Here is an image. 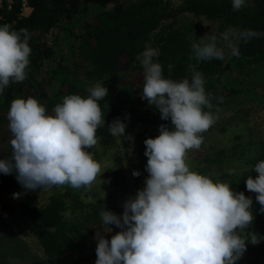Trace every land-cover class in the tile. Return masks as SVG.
Returning <instances> with one entry per match:
<instances>
[{"label": "clouds", "instance_id": "clouds-1", "mask_svg": "<svg viewBox=\"0 0 264 264\" xmlns=\"http://www.w3.org/2000/svg\"><path fill=\"white\" fill-rule=\"evenodd\" d=\"M245 3L232 0L233 10L239 11ZM262 35L251 29H228L219 37L205 35L191 45L189 59L196 63L188 64L190 77L182 80L165 77L163 66L154 60L157 49L146 48L139 55L144 73L141 99L155 106L162 120H170L171 128L162 124L157 137L144 141L149 175L145 187L125 201L123 214L101 211L102 224L115 225L120 231L110 241L97 232L95 264H236L247 243L256 245L264 239L246 231L254 221L252 198L234 191L228 182L214 181L212 174L191 170L188 163V153L200 149L202 134L216 122L213 97L206 92L205 77L197 64L224 60L226 55L239 57L241 40L247 43ZM29 39L27 29L0 25V93L10 83L27 78ZM172 69L169 64V73ZM87 92L86 97L65 96L52 114L36 98L13 99L7 113L12 153L0 159V173H15L27 191L64 185L91 190L103 172L88 149L98 143L97 129L105 125L98 101L109 93L100 82ZM217 99L223 102L222 97ZM126 127L116 119L108 130L131 140L125 136ZM252 171L258 175L246 178V188L256 193L264 213V160ZM234 174V169L229 170V175ZM139 175L133 171V176ZM20 195L13 194L14 198Z\"/></svg>", "mask_w": 264, "mask_h": 264}, {"label": "trees", "instance_id": "trees-1", "mask_svg": "<svg viewBox=\"0 0 264 264\" xmlns=\"http://www.w3.org/2000/svg\"><path fill=\"white\" fill-rule=\"evenodd\" d=\"M28 4L32 10L26 17L19 15L18 4L11 10L0 9V25L7 23L15 30L27 29L31 48L27 78L23 82L10 83L0 93V159L8 158L12 153L7 113L13 99L36 98L52 114L55 105L65 96L79 94L86 97L87 89L97 82L104 83L109 93L98 101L105 116V125L96 132L102 147H113L118 140L127 142V139L109 133L108 125L116 119L127 125L125 136L150 125L163 124L171 128L170 120H162L155 106L141 99L144 73L138 57L150 43L151 48L158 50L159 55L154 60L163 66L165 77L174 80L190 77L188 64L196 63L189 59L191 45L198 42L190 38L195 26L175 27L174 22L166 23L182 13L215 21L217 30L213 34L218 37L228 29L264 33V0H246L239 11L233 10L232 0H179L176 8L167 0H28ZM89 11L92 14L77 26V18ZM58 26L66 30V37L74 39L70 45V58H66L62 51L57 55L54 44L47 41L48 33ZM239 49V57L226 55L224 60L213 59L197 64V70L205 77L206 92L213 97V112L240 104L253 89L262 87L264 90V77L250 75L256 68L264 67V35L247 43L241 40ZM55 55L58 57L55 67L40 78L45 61ZM169 64L173 65L171 73ZM233 64L239 70V84L222 85L225 71ZM220 97L223 102L217 99ZM147 138L152 137L146 132H138L131 140V173L140 172L138 177L133 176L131 183L122 171L105 172L113 187L106 200L85 203L78 191L66 189L41 205V188L35 192L27 191L18 183L15 173H0V206L8 213L13 212L15 209L3 198L21 194L18 218L28 223L29 234L37 241L47 264H90L82 255L89 250L93 228L102 224L101 211L106 209L122 215L127 198L141 190L145 183L147 157L144 141ZM260 160H264V145L250 162L248 175H229V170L224 169L225 152L218 150L196 157L193 171L212 174L214 181L228 182L234 191L250 197L245 180L249 175L253 178L258 175L252 168ZM116 164H121L120 158ZM80 189L87 191L83 187ZM252 200L254 221L246 231L264 237V213L260 212L261 205L256 197ZM263 259L264 239H261L256 245L247 243L245 256L236 264H263Z\"/></svg>", "mask_w": 264, "mask_h": 264}, {"label": "rangeland", "instance_id": "rangeland-1", "mask_svg": "<svg viewBox=\"0 0 264 264\" xmlns=\"http://www.w3.org/2000/svg\"><path fill=\"white\" fill-rule=\"evenodd\" d=\"M129 2L130 0H123ZM168 3L176 8L179 5V0H167ZM92 13L89 11L84 16L77 18L76 25L79 26L81 21L89 17ZM175 23V27L184 24H193L194 30L190 38L193 41H199L205 35L213 34L217 30V23L215 21L207 20L202 16H195L188 13H182L176 19L167 21L166 23ZM66 30L62 27L52 29L47 35L49 44L53 43L56 48V53L62 51L66 58H70V45H73L74 39L66 37ZM146 48H151L148 43ZM58 60L55 55L53 58L45 61L40 78L44 77L45 73L53 69ZM250 73V72H249ZM238 68L233 64L228 68L223 75L222 85L237 86L239 84ZM251 76L258 78L264 77V67L256 68L250 73ZM264 90L263 88H256L250 91L248 96L241 101L240 104L230 108L222 109L213 112L216 116L215 124L203 135V143L199 150H191L188 153V163L190 169L193 170L196 166V157L200 155H210L215 151L222 150L225 152L226 161L224 165L225 170L234 169L237 174H249L251 166L250 162L260 153L264 145ZM161 125H150L140 128L134 133L130 134L132 139L138 132H146L152 138L157 137ZM131 139V140H132ZM131 140L127 142L118 140L117 144L110 148L102 147L98 143L92 148L91 153L94 158L101 164L103 174L97 178L93 184L89 194L87 191L72 188L69 185L53 186L51 188H41L40 204L44 205L49 198L57 193L64 192L66 189L78 191L82 200L85 203H95L99 200H106L113 192V187L107 181L105 172L107 170L122 171L129 183L133 181L131 173L129 156ZM120 158L121 164L117 166L116 160ZM147 172V177H148ZM104 183H101V180ZM145 187V183L142 189ZM92 194V195H91ZM137 194V193H136ZM136 194L129 196L134 198ZM250 197H256V193L250 192ZM126 200V201H127ZM3 201L12 206L15 210L8 213L0 206V264H47L45 256L38 245L37 241L29 234L28 223L21 221L18 218V204L21 199L14 198L12 195H7ZM112 229L111 232L110 229ZM98 225L93 228L91 235L89 250L82 255V257L90 264H95L97 240L94 238L97 232H100L106 239L110 241L111 236L120 231L115 225ZM245 256V253L242 257ZM264 264V259H263Z\"/></svg>", "mask_w": 264, "mask_h": 264}, {"label": "built area", "instance_id": "built-area-1", "mask_svg": "<svg viewBox=\"0 0 264 264\" xmlns=\"http://www.w3.org/2000/svg\"><path fill=\"white\" fill-rule=\"evenodd\" d=\"M15 4L19 6V15L26 17L31 12V7L28 4V0H0L1 10H11Z\"/></svg>", "mask_w": 264, "mask_h": 264}]
</instances>
